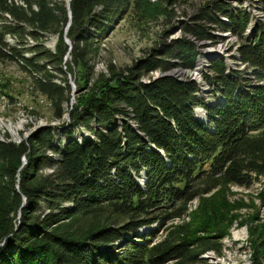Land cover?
Listing matches in <instances>:
<instances>
[{"label": "trees", "instance_id": "1", "mask_svg": "<svg viewBox=\"0 0 264 264\" xmlns=\"http://www.w3.org/2000/svg\"><path fill=\"white\" fill-rule=\"evenodd\" d=\"M182 2L163 0L161 11L174 18L172 9ZM147 4L0 0V59L25 68L33 92L50 102L58 121L71 94L63 68H77V97L90 95L66 112L70 126L92 138L78 142L69 132L57 145L47 127L18 144L0 140V264H205L202 255L218 251L219 229L211 219L183 223L188 205L218 182L250 188L264 177V25L250 26L247 12L207 0L181 26L184 37L126 69L109 65L107 74H94L97 45L132 8ZM209 29L251 35L239 40L237 56L250 77L219 60L209 64L206 82L217 105L207 107L194 82L141 81L157 70L193 69L196 42L211 39ZM45 34L56 36L52 52L42 46ZM28 38L35 45L24 48ZM195 106L204 109L203 119L194 117ZM176 220L182 224L171 229ZM254 251L264 258V239Z\"/></svg>", "mask_w": 264, "mask_h": 264}, {"label": "rangeland", "instance_id": "2", "mask_svg": "<svg viewBox=\"0 0 264 264\" xmlns=\"http://www.w3.org/2000/svg\"><path fill=\"white\" fill-rule=\"evenodd\" d=\"M63 1L65 3L69 2V0ZM206 1L183 0L180 5L177 4V6L173 7L172 10L175 16L171 19L161 11L160 2H163V0H149L147 5L140 8H132L122 20L118 21L107 39L105 38L97 45L98 49H95L92 63L94 74H107L109 65L116 70L126 69L134 61L152 55L153 52L159 50L163 43L168 44L184 37L180 29L181 26L188 22L189 16L194 13L195 8L200 7ZM222 1L227 4L228 10L231 12L234 4H236L235 8L238 10L249 4L248 7L252 9V12L260 13V9L257 8L260 7V0ZM182 12H185L186 15H182ZM250 17L251 14L248 15V24ZM220 22L222 21L220 20ZM246 29L244 30L246 31ZM209 31L212 36L211 39L201 42L195 41L200 55L196 56L193 69L183 70L175 67L167 72L157 70L147 76H143L141 81L148 83L152 79L171 76L178 80L194 82L198 88L200 87V97L205 102V105L207 107L217 105L218 98L210 97L209 85L206 82L207 78L210 79L211 77L207 74L210 67L209 64L213 60H219L225 68H230L233 73L250 77L247 65L245 64V67L242 68L243 63L241 62L240 64L237 59V56H239V40L247 42L248 39H243V35L245 36L246 32L241 38H238L236 35L229 33L231 32L230 30L214 31L209 29ZM166 33L167 37H165ZM247 36L251 37L249 32ZM42 37V46L48 51H54L57 43L56 36L45 34ZM5 38L8 46L16 45L13 38ZM63 41L69 45V40L65 39V37ZM21 45L24 48H30L35 44L32 39L28 38L26 44L23 43ZM204 53H209L207 56L213 54L211 56H215V58H207V56H203ZM23 55L26 58L31 57V53L27 51ZM226 64L228 66H225ZM22 67L19 62L14 63L0 59V140L18 144L30 137L31 134H35L37 131L47 127L54 128L57 145L64 144L69 132H72L73 137L78 142L83 138L92 140L89 133L83 128L70 126V119L66 112L78 104V98L81 102L90 95L88 92H82L77 97L75 74L78 73L79 77H81V74L79 75V72L74 74L73 72L78 69L73 68L74 71L70 73L66 66L63 68L67 71L68 86L71 94L62 120L58 121L53 119L50 102L44 96L33 92L30 76L25 68L23 69ZM194 68L197 70L198 68L201 69L202 74L200 77L196 75L192 78L193 74L197 73ZM56 82L59 83L61 81L57 79ZM202 110L204 109L200 106L194 107L193 113L196 119L203 115ZM122 122L121 118L116 121L119 125ZM127 122L132 127L135 126L134 123ZM202 122H205V120ZM208 129L211 130L212 127ZM49 155L51 156L52 154ZM52 158L55 161L58 159L57 156L53 155ZM22 164L25 165L24 159ZM44 172L48 174L50 170L45 169ZM201 192H204V190H201ZM261 196L263 199H261ZM208 219L212 220V226L215 225L219 229L215 240L218 251L210 250V252L204 253L201 258L205 264H264V258L261 256L255 257L254 251L259 244V240L264 239V177H260L250 188H239L218 182V186L209 192L208 195L203 194L188 205V215L183 223L193 227L197 224H207ZM180 223L178 220L170 223L173 226L171 229H174V226ZM146 229L148 230V228L139 230V233L143 234Z\"/></svg>", "mask_w": 264, "mask_h": 264}, {"label": "bare ground", "instance_id": "3", "mask_svg": "<svg viewBox=\"0 0 264 264\" xmlns=\"http://www.w3.org/2000/svg\"><path fill=\"white\" fill-rule=\"evenodd\" d=\"M240 1V0H239ZM259 2H261L260 4H259V6L260 7H257L258 9H260V13L258 12V13H254V12H252L251 10V8H249L248 7V5L249 4H246V5H242L243 7H239L240 8V10H243V11H245V12H247L249 15L251 14V23L249 24L250 26L253 24V23H255V22H259V23H261V24H264V9H263V7H264V5H262V3H264V0H260ZM243 4V3H242ZM235 5L236 4H234L233 5V7H235ZM251 5V4H250ZM255 8V7H254ZM229 32V31H228ZM246 32H248V30H246ZM230 33V32H229ZM245 34V33H244ZM231 37V36H230ZM222 38V37H221ZM237 40V39H236ZM238 43V42H237ZM209 45V44H208ZM213 46V45H212ZM220 47V46H219ZM200 50V49H199ZM214 50V49H213ZM235 51V50H234ZM217 52V51H216ZM209 53H204L203 54V56H207ZM199 55H200V52H199ZM211 55H213V54H210L209 56H207V58H209ZM215 55V54H214ZM214 57V56H213ZM207 61V60H206ZM226 66H228V64H226ZM242 68H244L243 67V65H242ZM195 69V68H194ZM201 69H199L198 68V70L197 69H195L194 71H200ZM227 70H230V68H228ZM240 70V69H239ZM188 72V71H187ZM205 72V71H204ZM206 73V72H205ZM201 74H202V71H200L199 73H195V75L193 74V76H192V78L194 77V76H196V75H198L199 77L201 76ZM203 75H204V73H203ZM188 77V76H187ZM190 77V76H189ZM200 119H203V117L202 116H200ZM213 253V252H212ZM207 258V257H206ZM206 260V259H205Z\"/></svg>", "mask_w": 264, "mask_h": 264}, {"label": "water", "instance_id": "4", "mask_svg": "<svg viewBox=\"0 0 264 264\" xmlns=\"http://www.w3.org/2000/svg\"><path fill=\"white\" fill-rule=\"evenodd\" d=\"M67 7H68V3H67ZM69 18H70V13H69ZM69 24H70V23H68V26H69ZM68 26H67V28H68Z\"/></svg>", "mask_w": 264, "mask_h": 264}, {"label": "built area", "instance_id": "5", "mask_svg": "<svg viewBox=\"0 0 264 264\" xmlns=\"http://www.w3.org/2000/svg\"><path fill=\"white\" fill-rule=\"evenodd\" d=\"M262 25H264V24H262ZM197 73H199L198 71H196Z\"/></svg>", "mask_w": 264, "mask_h": 264}, {"label": "clouds", "instance_id": "6", "mask_svg": "<svg viewBox=\"0 0 264 264\" xmlns=\"http://www.w3.org/2000/svg\"><path fill=\"white\" fill-rule=\"evenodd\" d=\"M207 120V119H206Z\"/></svg>", "mask_w": 264, "mask_h": 264}]
</instances>
